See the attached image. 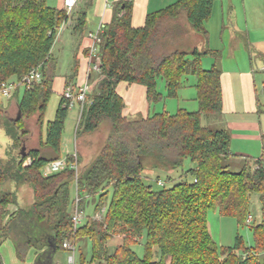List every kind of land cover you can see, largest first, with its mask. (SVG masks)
<instances>
[{
  "label": "trees",
  "instance_id": "1",
  "mask_svg": "<svg viewBox=\"0 0 264 264\" xmlns=\"http://www.w3.org/2000/svg\"><path fill=\"white\" fill-rule=\"evenodd\" d=\"M215 1L177 0L149 13L139 27L132 24V1L118 3L112 21L100 34L98 81L86 97L75 137L95 131L106 120L111 122V132L99 155L80 174L66 167L46 176L44 165L63 154L70 110L64 90L71 77L45 135L41 127L39 147L25 154L21 150L29 131L19 123L35 115L42 125L57 76L54 46L58 31L63 23L73 21V15L50 6L47 0H0V86L12 83V95L22 112L19 120L7 119L5 124L12 149L18 153L8 161L0 157V246L12 239L22 261L33 248L36 264L41 256H49L46 262L53 264L58 250L67 251L65 241L78 244L75 264H264V154L255 157L232 151L230 133L204 123L223 113L221 70L216 61L209 68L202 65L204 56L217 52L199 48L162 51L160 46L162 38L176 33L174 22L182 15L207 39L206 23ZM85 19V14L78 18L76 31L84 29ZM85 54L90 55V47ZM35 68L41 71L42 80L27 86L23 79ZM189 74L196 76V110H163L139 119L124 113L126 103L117 90L119 83L145 86L151 105L177 97ZM159 79L166 93L159 90ZM5 110L0 99V117ZM28 157L32 163L24 165ZM68 160L80 162L71 154ZM187 160L192 165L185 168ZM179 169L173 186L162 182L155 189L148 182L153 172L158 173L157 179L166 174L172 180L170 173ZM9 180L32 188L30 206H21L17 193L5 188ZM72 183L82 198L80 208L84 210L93 198L95 213L104 208L101 218L86 216L75 226ZM252 196H258L262 204L261 220L249 224L254 243L246 244L238 233L233 246H219L209 230L208 212L218 211L245 226L249 216L253 218ZM116 236L122 240L110 249L108 242ZM142 241L140 256L134 246ZM0 264H5L1 249Z\"/></svg>",
  "mask_w": 264,
  "mask_h": 264
},
{
  "label": "rangeland",
  "instance_id": "2",
  "mask_svg": "<svg viewBox=\"0 0 264 264\" xmlns=\"http://www.w3.org/2000/svg\"><path fill=\"white\" fill-rule=\"evenodd\" d=\"M224 6L222 7V3L220 0L215 1V5L213 8V12L211 17L206 23V27L208 30L207 39L201 38V35L195 32L192 29V26L189 24L187 19L184 20L185 26L184 30L187 31L190 28V32H184L180 34L178 37L173 39L169 37L162 38L160 41V46L162 51H171L173 49H183L186 51H191L195 47L199 49L204 48H215L219 50L218 55V66L221 68V63L224 61L231 60V54L235 55V60H240V56L244 57L246 52L250 51L252 56H254V60L258 59L259 51L262 50V46H258L253 44L251 48L248 50L247 47L244 45V41L246 40V30L243 28V22L245 19V12L247 14L246 17L251 18L252 15H255L254 10H258L257 7L253 8L252 13L246 10V3H243L242 0H237V4L235 5V9L228 8V1L223 0ZM264 0H261V2ZM260 12L259 14L262 18L264 15V5H260ZM223 21V23H222ZM177 21L175 24L177 25ZM174 24V23H173ZM236 25L235 30L232 29V25ZM180 25V24H178ZM182 26V25H181ZM66 31L59 30L57 39L54 46V52L57 54L59 58V67L57 70V74L60 76H67L70 74L69 77L75 79V70L74 64L78 61L74 58L73 53V43L70 41H66L64 48L62 50L59 49V40L62 37L63 33ZM193 31V32H191ZM264 33V32H263ZM247 52V53H248ZM222 56V57H221ZM256 58V59H255ZM214 63V56L208 55L203 57L202 65L204 68H209ZM93 71V70H92ZM94 72V71H93ZM260 74L261 71H259ZM98 74L99 72L94 74V77L91 78L90 83H92L91 92L95 90V84L98 81ZM196 76L194 74L188 75V81L185 86H183L178 91L177 97H166L162 101L158 103H153L148 106L149 113L159 112L163 110H167L170 113L177 112L178 108H186L187 110L194 111L198 108V103L196 100ZM158 88L161 92L166 93L164 81L159 79L158 81ZM24 91V88H20L19 95L21 96ZM126 92H124L125 94ZM61 98V84L55 83L54 90L51 95V98L48 102V106L44 115L43 123L40 126V123L37 122L36 116L26 117L24 118L19 124L23 128H27L29 133L25 136V146L26 150H30L32 148L39 147V141L41 137V127L42 133L45 135L47 123L50 120H53L56 115V110L58 103ZM0 99L3 101L4 106H6L4 117H0V157L4 161H8L11 157L16 156L18 153V149H12V139L6 133V120H10V118H15L18 113V106L17 103L14 102L9 105L10 101L13 99L15 100L14 96L11 93L10 97L4 96L0 94ZM142 100V98H138V100ZM145 101V99H143ZM88 103V102H86ZM82 103H75L69 110V114L65 124V130L62 139V157L71 153L72 151H77V157L79 158V165L77 174L84 171L87 167L91 165L94 159L99 155L102 147L104 146L107 138L111 132V122L106 120L101 123L98 129L91 133H86L75 137V131L77 125L79 123V116H80V106H84ZM8 106L10 107L7 111ZM143 112H139L138 114H130V119H139L143 117ZM6 116V117H5ZM221 115H212L209 118L204 119V123L207 124L212 129H227L229 133H231L230 128L227 127L225 124L224 119L220 117ZM76 143V146H75ZM23 146V145H22ZM231 149L238 150V147H246L248 149L247 153H252L253 155H257L258 149L254 148V143L246 142L243 140L235 141L232 138V142L230 144ZM75 149V150H74ZM234 151V152H235ZM238 153V152H237ZM12 155V156H11ZM235 161V160H234ZM234 164V163H233ZM192 163L187 160L184 163V167H190ZM236 169V168H235ZM181 172L179 170H175L174 172L170 173L172 180L167 179V175H160V178L157 179V172H153L148 179V182L151 181L153 187L155 189L161 188L163 185L158 184V180H161L164 185L167 187L173 186L178 177L180 176ZM6 189L14 190L17 195L18 199L21 202V206H30L34 200L33 197V190L32 188L24 182H15L13 180H9L5 184ZM76 184H71V197L75 198L76 196ZM89 200V199H88ZM261 207L262 204L258 196H252L251 203H250V213L252 214L253 218L250 221H246L247 225L242 226L238 225L237 221L233 217L222 216L218 211L210 210L208 212V223H209V230L211 235L213 236L214 240L217 242L219 246H233L235 243L236 235L239 233L243 236L245 243L248 245H252L254 243L253 232L249 227V224L253 220L260 221L261 220ZM85 216H91L93 219L96 218L97 214L100 212L95 213V202L93 198H90L88 205L84 209ZM121 237L116 236L109 240L108 246L110 249H113L117 244L121 242ZM78 246V244H77ZM4 262L5 264H34L36 263V256L34 254V249H30L25 261H22L18 258L14 242L12 239H7L1 246H0ZM134 249L137 253L142 256L144 253V244L143 241L139 244L134 246ZM78 253V250H77ZM86 257H90V250L89 252L85 253ZM57 263L56 264H68V252L65 250H58L56 253ZM78 262V258H77Z\"/></svg>",
  "mask_w": 264,
  "mask_h": 264
},
{
  "label": "crops",
  "instance_id": "3",
  "mask_svg": "<svg viewBox=\"0 0 264 264\" xmlns=\"http://www.w3.org/2000/svg\"><path fill=\"white\" fill-rule=\"evenodd\" d=\"M64 1L65 0H47L50 6L56 8H65ZM121 1L123 0H77L72 11L73 21H69L66 31L59 40V49L61 48L60 50L64 48L66 41L73 43L72 49L74 58L78 60L77 70L75 71L76 77L75 79L71 78L70 84L78 86L83 84L85 81L90 83L92 75L91 63L89 56L85 54V49L89 48L92 44V40L88 34L91 31L97 30L101 25L105 26L106 24L110 23L117 10L118 3ZM128 1H132L133 3L132 24L135 27H139L145 23L146 16L149 13L160 10L177 0ZM220 1L223 7L224 1ZM227 1L228 8L235 9L237 0ZM242 2L246 3V10L250 13H252L253 8H258V10L253 11V13L255 12V15H252V17L249 19L246 17L247 14L245 12V19L242 24L247 33L246 40L244 41V45L247 47V49L249 50L253 44H256L260 47L262 46V50L259 51V57H257L258 59L255 58L256 60H254V56H252L250 51H247L248 53L246 52L244 57H239L241 61L235 60V55L231 54V60L227 62L223 61L221 63V68H219V50L215 48H204L200 50L204 51L206 49H213L217 52L216 56H212H214V61H216L217 67L221 70L223 113L220 117L224 119L225 124L231 130V142L232 138L236 142L239 140L252 142L254 143V148H256V151L258 149L257 155L247 153L250 151H248L246 147H238L240 149L236 151L232 148V151H235L236 153L238 152V154L257 157L264 154V15L262 18L259 15L262 14L260 12V5H264V1L242 0ZM83 14H85L86 18V23L83 27L84 29L76 31L74 29V25L77 23L78 18L83 16ZM185 19L186 18L184 15L179 17L177 22V25L180 24L178 25V30L169 38L173 39L184 32H190V28L187 31L184 30L183 25L185 26ZM185 28L187 29V26H185ZM235 28L236 25L233 24L232 29L235 30ZM200 35L201 38L204 37L202 34ZM203 39L206 38L204 37ZM58 55L59 54H57V57ZM259 71H261L262 74H260ZM69 76L70 74L67 76H60L57 74L56 76L55 83L61 84V93L67 84V78ZM91 83H93V81ZM117 90L125 99L126 107L124 113L129 118L130 114L135 115L139 112H143V117H146L149 114L148 106L150 104L146 98L145 86L121 82L118 84ZM124 92L126 93L124 94ZM138 98H142V100H138ZM143 99H145V101ZM14 102L17 103V100L12 99L9 105L11 106V104ZM9 108L10 107L8 106L7 111ZM19 204L21 205L20 200ZM13 208L16 207L13 206ZM48 258L49 256L47 258H45V256L38 257L37 264H49L46 262ZM56 261L57 258L55 254L52 259L53 264H56Z\"/></svg>",
  "mask_w": 264,
  "mask_h": 264
},
{
  "label": "built area",
  "instance_id": "4",
  "mask_svg": "<svg viewBox=\"0 0 264 264\" xmlns=\"http://www.w3.org/2000/svg\"><path fill=\"white\" fill-rule=\"evenodd\" d=\"M76 2L77 0H65L64 1L65 9L67 10L68 14L72 13L73 8L76 5ZM68 25H69V22L63 23L59 30H64ZM103 29H104V26L101 25L97 30L91 31L88 34V36L92 40V44L90 46V55H89L91 69L96 72H100L101 59L98 54V45L101 41L100 34L103 31ZM41 80H42V73L40 70H38V68H35L31 70L30 73L23 79V82L27 86H30L34 82H39ZM91 88H92L91 84L88 81H85L83 84H80L78 86L74 84H70L69 86H67L64 90V96L69 100L70 108L76 102L84 104L86 102V97L88 93L91 92ZM12 89H13V85L12 83H9V82L2 83L0 86L1 93L7 97L11 96ZM82 110H83V105L80 106V116H81ZM69 154L77 158V151H72ZM30 163H32V159L28 157L24 161V165H27ZM66 167H71V168L78 170V163L76 161L70 162L68 160V154L65 155L64 157L49 161L48 163L44 165L42 171H43V174L47 176V175L57 173L65 169ZM158 183L162 184V181H159ZM81 199H82L81 196L79 194H76L75 202H74V211L72 214V218L75 223V226H78L79 224H81L86 218L85 211L80 208ZM102 210L104 211V208ZM102 212L100 214H97L96 218H101ZM250 220H251V215L248 218V221ZM63 246L68 252V259H67L68 264H75L77 246L69 241H65Z\"/></svg>",
  "mask_w": 264,
  "mask_h": 264
},
{
  "label": "water",
  "instance_id": "5",
  "mask_svg": "<svg viewBox=\"0 0 264 264\" xmlns=\"http://www.w3.org/2000/svg\"><path fill=\"white\" fill-rule=\"evenodd\" d=\"M21 114H22V112H21V109L19 108L16 117L15 118H10V120H19L20 117H21ZM21 151H22V154H25L26 153V146H25V144H23ZM52 245H53L54 250H55V246H54L55 244H52Z\"/></svg>",
  "mask_w": 264,
  "mask_h": 264
}]
</instances>
